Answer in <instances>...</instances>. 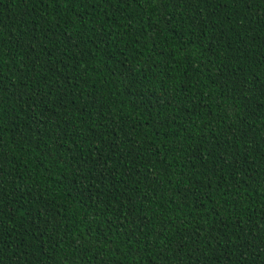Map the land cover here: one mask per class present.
I'll return each instance as SVG.
<instances>
[{"label": "trees", "instance_id": "16d2710c", "mask_svg": "<svg viewBox=\"0 0 264 264\" xmlns=\"http://www.w3.org/2000/svg\"><path fill=\"white\" fill-rule=\"evenodd\" d=\"M0 264H264V0H0Z\"/></svg>", "mask_w": 264, "mask_h": 264}]
</instances>
